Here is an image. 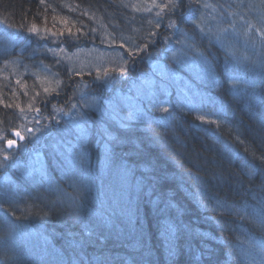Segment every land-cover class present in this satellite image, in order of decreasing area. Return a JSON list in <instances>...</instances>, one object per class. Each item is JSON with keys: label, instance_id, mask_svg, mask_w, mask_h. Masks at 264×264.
Instances as JSON below:
<instances>
[{"label": "trees", "instance_id": "obj_1", "mask_svg": "<svg viewBox=\"0 0 264 264\" xmlns=\"http://www.w3.org/2000/svg\"><path fill=\"white\" fill-rule=\"evenodd\" d=\"M151 4L0 0V141L36 136L31 113L18 115L34 97L45 121L60 113L56 136L0 157V264H264L252 254L264 249V3L180 0L132 27ZM45 33L65 51H121L123 69L152 75L68 72L50 38L29 40ZM72 82L76 96L64 94ZM17 222L40 241L13 240Z\"/></svg>", "mask_w": 264, "mask_h": 264}, {"label": "bare ground", "instance_id": "obj_2", "mask_svg": "<svg viewBox=\"0 0 264 264\" xmlns=\"http://www.w3.org/2000/svg\"><path fill=\"white\" fill-rule=\"evenodd\" d=\"M163 3V2H162ZM133 9L131 8L130 9V12L132 11ZM160 11V10H159ZM158 11V12H159ZM129 12V13H130ZM132 14H131V16H129V21H131V26L132 27H138V26H141V27H146V25L148 26V23H149V20H151V19H153V20H155V19H158L159 17L160 18H163L164 17V13H161V15L158 17L155 13H153L152 15H150V17H149V19H147V17H146V14L144 13V12H140V11H132L131 12ZM116 21V20H115ZM112 26H116L115 24H113L112 23ZM160 26H161V28L163 29V24L161 23L160 24ZM150 27H152V26H150L149 25V28ZM164 29H167V27H166V25L164 26ZM148 30H152V28L151 29H148ZM29 34H36V32L34 33V32H28ZM132 33V32H131ZM134 34H135V32H134ZM133 33H132V35H134ZM37 36V37H36ZM36 36H30L29 37V40L30 41H32V40H34L35 38L37 39V38H42V36H47L48 38H50L49 40V42H48V44L50 45V47H51V49L54 51V52H62V56H63V62H67L66 63V68H67V70H68V72H70V71H73L74 69H76V67L79 65V64H77V62L75 63V60L74 59H70L68 56L69 55H71V54H73V53H75V50L74 51H65V49H66V46H65V44H60L61 45V48L60 47H56L54 44H53V42H56L57 44L58 43H60L59 42V40H58V37H59V35H57L56 33H55V35H53L52 34V36H50V35H48V34H42V35H36ZM87 43H89V42H87ZM59 45V44H58ZM92 45V44H91ZM103 46V45H102ZM101 44H98V45H96V47L94 48V47H91V48H94V49H100L101 47ZM78 51V50H77ZM65 52H68V54H66ZM21 53H23V50H22V52H20V48L19 47H17V48H15V49H13L12 51H11V53H9L10 54V58H12V59H14L15 61H17V57H19V55L21 54ZM119 53H121V51L119 52ZM124 53V52H123ZM79 54H82V51H79ZM125 55V54H124ZM1 57L3 56V55H0ZM3 58V57H2ZM0 60H2V59H0ZM13 60V61H14ZM18 62V61H17ZM83 63H86V61L85 60H83ZM6 65H8V64H6ZM123 64H121V69L120 70H123V71H120V72H117V71H115V73H116V75L118 76V78L119 77H125V78H128V77H130V75L132 74V72L133 71H135L133 74H135V77H137V79L140 77V76H148V77H151V75L152 74H150L151 73V69H149L148 68V65H144L143 63L142 64H140L139 66L137 65L136 67H134L133 69H132V71H128L127 69H123V66H122ZM179 66L181 67L182 65L181 64H179ZM65 69V68H64ZM101 70V69H100ZM100 70H98V72H100ZM34 71L35 70H33V71H31V70H27V74H30V75H33V74H35L34 73ZM83 71H85V70H80V72L78 73L77 72V74H79L80 75V73L82 74V72ZM128 71V72H127ZM94 72H96V71H94ZM97 75V74H96ZM88 77L90 78V79H92L93 77H94V75L93 74H88ZM77 78L78 79H80V77L78 76V77H76V81H77ZM51 80H52V82H51V86H53V87H57V84H55L54 82V78H51ZM72 85H73V87H74V89H67L66 90V93L64 92V94H71V95H73V96H76L77 95V91H78V84L77 83H75V82H72ZM51 86H49V87H51ZM91 86H92V88H94L93 87V84L92 83H90V85L88 86L89 88H91ZM46 88H47V86H46ZM105 92H106V90H105ZM86 93H88L87 91H86ZM109 92L107 91L106 92V94H108ZM35 95H39V93H34ZM101 94H102V91H101ZM34 95V96H35ZM98 95H100V94H98ZM33 96V97H34ZM73 96H72V98H73ZM84 96V99H85V95H84V93H78V99H83L82 97ZM34 98H36V104L37 105H41L43 102V99H41V97H39V99L37 98V97H34ZM33 98V99H34ZM71 98V99H72ZM33 99H31V100H29L30 101V103L32 104V103H34L33 102ZM89 101V100H88ZM34 103V104H35ZM41 106H45V105H41ZM32 112V111H31ZM59 112V111H58ZM33 113V112H32ZM46 125H42V126H40V125H38L37 127L39 128V129H43L44 130V133H45V135L47 136H56L57 135V129L59 128L58 126H57V124L58 123H56V122H54V121H50V120H48V123H45ZM28 128V127H27ZM19 133L20 134V136H18V137H14V134L15 133ZM65 133V132H64ZM29 134L27 133V135H26V133H21L20 131H18V130H14L13 132H11L10 133V135L6 138V139H11V140H13V141H15V144L11 147V149H10V151H12V152H14V153H17V151L18 152H24L26 149H25V147H26V144H27V140L29 141V139H33L32 138V135H30V136H28ZM22 137V138H21ZM29 138V139H28ZM7 142V141H6ZM5 142V143H6ZM5 143H4V149H6L5 148ZM7 150V149H6ZM1 181V180H0ZM156 182V181H155ZM1 183V182H0ZM151 183V182H150ZM139 187V186H138ZM4 197H5V195H4V193H2V192H0V201L2 200V201H5L4 200ZM147 198V197H146ZM146 198H145V200H146ZM26 225V224H25ZM31 225V226H30ZM29 226H20L19 225V222H17V223H14V225H13V227H12V230H11V232H10V235H11V237L13 238V240L18 236L17 235V232L19 231H21V232H24L23 233V235L25 236V237H28V238H30L31 237V241H33V243L35 244V242H39L40 241V237L42 236L41 234L39 235L38 233H37V231L39 230L38 228H36V227H33V225L32 224H30ZM43 252L46 254L47 252L44 250V248H43Z\"/></svg>", "mask_w": 264, "mask_h": 264}, {"label": "rangeland", "instance_id": "obj_3", "mask_svg": "<svg viewBox=\"0 0 264 264\" xmlns=\"http://www.w3.org/2000/svg\"><path fill=\"white\" fill-rule=\"evenodd\" d=\"M164 4V2H163ZM166 14L164 15L165 17H170V15H168L169 12L173 11V10H169V9H165ZM147 19L148 17H150V15H146ZM46 34V33H45ZM78 50V51H77ZM74 51V50H73ZM79 51H82V54H79ZM111 51L108 49H94V50H85L82 48H76L75 49V53L69 55L68 57L70 59H74L75 63L77 62L78 65V70L80 72V70H86L83 72H94V71H98L100 69V71H106L108 70H113V72L109 71L108 77L111 74H116L115 71L120 72L121 70V64L123 63V59H122V54L120 55V53H110ZM66 54H68V52H65ZM83 60L86 61V63H83ZM26 108L24 111H19L18 115L21 118L22 121L28 123L29 120V114L31 113L30 117V123L34 129V134H36V136H33L32 138L36 139H42L44 138H51L48 135L46 136L44 133L43 129H39L37 126L42 124V125H46L45 123H48V121L44 120L42 118V116H40L41 114H44L42 111H37V107L35 106L34 103L30 104L28 103V106L25 105ZM33 113H32V112ZM24 112V113H23ZM60 113H56V116H58L56 123H58V119L60 118ZM63 115V114H62ZM56 118V117H55ZM24 132V131H23ZM8 139H4L3 141H0V157L1 155L4 154V143L7 141ZM7 161V160H5ZM252 251H254L253 256L256 254L258 255L260 258H262V254H264V249H259L257 247H253Z\"/></svg>", "mask_w": 264, "mask_h": 264}, {"label": "snow or ice", "instance_id": "obj_4", "mask_svg": "<svg viewBox=\"0 0 264 264\" xmlns=\"http://www.w3.org/2000/svg\"><path fill=\"white\" fill-rule=\"evenodd\" d=\"M44 0H41V3H43ZM196 0H189V4H193L195 3ZM262 3H264V0H261ZM126 7L129 6V5H125ZM181 5H180V0H167V3H164V4H158L156 2V0H152V4L150 7L146 8L145 11H151V8L155 7V8H159L160 11L156 13V15L159 17L161 15V13H163L165 11V9H169V10H175L176 8H179ZM131 7H136V5H131ZM204 7H208L207 4L204 5ZM170 24H174V22H170ZM30 32H36L37 29H36V26L33 25L31 28L28 29ZM62 34V33H61ZM53 35H55V33H53ZM121 47H123V45H121ZM123 71V70H121ZM19 83V81H17ZM49 89L45 88V92H48ZM6 107H11V105H6ZM19 107V106H17ZM21 111H23V109H21ZM37 111H39V109H37ZM162 111H167V109H162ZM17 136H19L20 134L19 133H16ZM22 138V137H21ZM15 144V141L11 140V139H8L7 140V145L9 147H12L13 145ZM7 158V157H5ZM260 159L262 160V162H264V157H260ZM5 211H8L7 209H5Z\"/></svg>", "mask_w": 264, "mask_h": 264}, {"label": "water", "instance_id": "obj_5", "mask_svg": "<svg viewBox=\"0 0 264 264\" xmlns=\"http://www.w3.org/2000/svg\"><path fill=\"white\" fill-rule=\"evenodd\" d=\"M18 133V132H17ZM18 137L17 135H16V133L14 134V137ZM20 136V135H19ZM5 148L7 149V150H10L11 149V147H9L8 145H7V142L5 143Z\"/></svg>", "mask_w": 264, "mask_h": 264}]
</instances>
